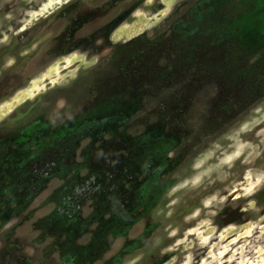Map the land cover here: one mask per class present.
I'll return each instance as SVG.
<instances>
[{
  "label": "rangeland",
  "instance_id": "rangeland-1",
  "mask_svg": "<svg viewBox=\"0 0 264 264\" xmlns=\"http://www.w3.org/2000/svg\"><path fill=\"white\" fill-rule=\"evenodd\" d=\"M0 264H264V0H0Z\"/></svg>",
  "mask_w": 264,
  "mask_h": 264
},
{
  "label": "flooded vegetation",
  "instance_id": "flooded-vegetation-1",
  "mask_svg": "<svg viewBox=\"0 0 264 264\" xmlns=\"http://www.w3.org/2000/svg\"><path fill=\"white\" fill-rule=\"evenodd\" d=\"M115 20H116L115 17L114 18L110 17L108 21L105 20L106 21V25L104 24L103 26H100L99 29L103 33H105V35L103 34V37H102L101 41L99 42L102 45H100L99 43H98L99 45H96V44L94 45V43H95L94 42V40H95L94 36H95L96 33H93V35L91 34V36H88L92 40L91 41H89V40L86 41L87 44H91V45H89V46L87 45V46H88V48L91 47L94 50V53L97 52V54L99 55L100 51H101V48H104V47L108 46V44H109V33H111L112 30L114 29V28H112L113 23L111 24L110 22L115 21ZM112 47H114V46H112Z\"/></svg>",
  "mask_w": 264,
  "mask_h": 264
}]
</instances>
